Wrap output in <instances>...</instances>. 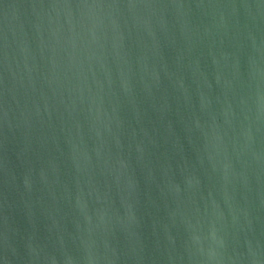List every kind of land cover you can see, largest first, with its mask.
Listing matches in <instances>:
<instances>
[{
  "label": "water",
  "instance_id": "obj_1",
  "mask_svg": "<svg viewBox=\"0 0 264 264\" xmlns=\"http://www.w3.org/2000/svg\"><path fill=\"white\" fill-rule=\"evenodd\" d=\"M0 264H264V0H0Z\"/></svg>",
  "mask_w": 264,
  "mask_h": 264
}]
</instances>
